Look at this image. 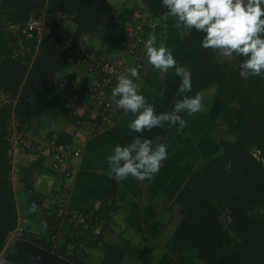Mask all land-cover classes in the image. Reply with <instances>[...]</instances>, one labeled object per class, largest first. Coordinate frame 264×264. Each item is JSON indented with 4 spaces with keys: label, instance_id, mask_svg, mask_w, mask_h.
<instances>
[{
    "label": "trees",
    "instance_id": "obj_1",
    "mask_svg": "<svg viewBox=\"0 0 264 264\" xmlns=\"http://www.w3.org/2000/svg\"><path fill=\"white\" fill-rule=\"evenodd\" d=\"M124 1L129 5L117 9L109 0H0V93L6 97V102L0 103V255L19 221L9 177L12 158L8 119L12 114L20 131L45 105L65 101L66 89L54 82L57 74L71 64L63 46L65 33L71 35L74 44L83 36L94 37L106 46L103 53L115 54L127 40V26L138 12L160 19L166 11L161 0ZM47 17H56L53 24L47 23ZM65 18L70 21V30L63 33L60 29ZM29 19L42 20L48 34L37 38L34 32L32 36L23 33ZM56 29L58 34L63 33L62 37L54 36ZM163 32L158 23L154 35L157 38ZM202 36L203 33L188 29L180 35L173 55L179 64L191 70L190 95L211 89L213 107L218 113L221 116L223 112L231 113L228 120L218 115L222 122L217 124L223 123L221 131L232 138L207 137L215 146L214 153L201 170L192 169L177 187L172 204L178 205L181 219L173 232V241L182 254L201 264H264V77L241 79L237 67L241 57H223L212 49L202 48ZM137 48H142V43ZM128 61L134 67L133 57ZM179 83L174 70L164 73L161 79L164 102L152 105L156 112L170 111L183 97L185 93L178 92ZM64 110V118L70 123L87 118L86 112L78 115L72 109ZM165 124L142 134L131 131L122 144L137 135L154 143L166 135ZM201 128H205V122ZM209 131L212 132V127ZM52 135L55 144L71 140V135L64 132ZM29 180L25 171L21 179L27 192L23 212L29 220L39 215L41 221L36 219V223H42L44 228L34 225L39 228L34 233L32 222L27 223L19 239L33 242L73 264H124L129 242L123 247L103 238V232L109 228L108 215L117 208L114 200L96 202L84 221L77 223L75 218L71 219L75 215L70 209L63 219L58 216V201L43 207L45 197L31 191ZM112 195L115 199V191ZM90 230L93 231L89 235ZM57 231L62 233L61 240L53 247L50 236ZM148 252L145 247L137 257L147 262ZM33 260L30 252L16 243L4 252L0 264H32Z\"/></svg>",
    "mask_w": 264,
    "mask_h": 264
},
{
    "label": "crops",
    "instance_id": "obj_2",
    "mask_svg": "<svg viewBox=\"0 0 264 264\" xmlns=\"http://www.w3.org/2000/svg\"><path fill=\"white\" fill-rule=\"evenodd\" d=\"M109 1L114 4V0ZM55 18H50L51 23ZM162 19L164 17L159 21L165 31L167 24L161 21ZM162 40L173 53L176 48L173 49L174 44L170 43V40L165 42L164 35L160 42ZM77 44L82 50L86 49L95 54L103 53L106 49V46L98 39L87 35L81 37ZM78 62L76 58L70 60L71 64L77 63L75 65L77 71L83 66ZM57 75L60 77V74ZM163 75L164 73L152 68L149 64L139 73L138 90L152 105L164 102L161 96ZM210 92L213 93L211 89L200 92L203 96V108L198 113L185 115L186 127L178 130V126L165 124L166 135L158 138L154 144L165 143L168 157L162 161L157 174L150 180L143 181L131 176L125 180L113 178L106 161L112 148L117 144L123 145V139L131 133L127 127L128 122L133 118L130 113L125 114L122 111L111 127L86 135L83 126L70 123L64 118L66 108L64 101L57 100L45 105L42 110L31 116L30 123L25 129L18 131L15 135L13 133V145L16 143L18 149L13 145L11 149L14 150V155L17 151L18 158L15 163L12 156L16 177L11 178V182L16 200L18 198L21 200V210L27 201V192L21 179L24 172L28 171L31 191L45 197L42 203L45 208L57 202L62 193L66 196L67 205L73 213H85V215L91 211L96 202L109 203L114 200L117 208L108 215L109 228L103 232V238L123 247L126 241L129 242V253L123 258L124 264H201L190 256L176 254L180 249L173 241V232L181 215L178 205L172 204V197L188 173L192 169L201 170L206 160L215 151V146L206 140V133L210 132L208 123L212 127L213 121H218L215 113L212 114L213 110L218 111V109L213 107L214 104L211 107L207 105V101L210 104L213 102V94L210 95ZM183 96L191 95L185 93ZM219 117L228 120L231 113L223 112L222 116L219 113ZM204 122L205 125L207 124L205 129L201 128ZM39 129L41 130L39 133L33 131ZM59 132L70 134L72 140L83 141L81 155L71 166V175L68 179L70 186L65 192L60 190L58 178L49 169L51 158L48 151L41 147L44 141L55 140V135L52 134ZM212 132L219 133L218 135L211 133L214 137L232 138L231 135L222 131ZM113 191H115V199H113ZM26 215L23 211L21 215H18L19 221L14 233L31 222V230L34 233L37 229L39 231V228H44L42 223H36V219L41 221L39 215L35 220L30 219L31 221ZM34 225H38L39 228ZM145 247L149 248L146 254L147 262L137 257Z\"/></svg>",
    "mask_w": 264,
    "mask_h": 264
},
{
    "label": "clouds",
    "instance_id": "obj_3",
    "mask_svg": "<svg viewBox=\"0 0 264 264\" xmlns=\"http://www.w3.org/2000/svg\"><path fill=\"white\" fill-rule=\"evenodd\" d=\"M166 9L164 19L174 18L177 30L194 29L203 33L200 46L212 49L223 57H241L237 65L241 79L250 76L264 77V0H161ZM148 64L161 73L174 70L179 77V93L192 91V73L186 65L177 62L172 51L150 34L144 42ZM138 71L129 67L117 77L111 91V100L117 109L131 114L127 127L135 133L169 126L186 127L185 115L198 113L203 108V96H183L170 111L158 113L138 90L135 79ZM168 157L167 145L156 143L142 135L130 142L117 144L106 157L113 178L125 180H150L160 170L162 161ZM34 207V205H33Z\"/></svg>",
    "mask_w": 264,
    "mask_h": 264
},
{
    "label": "built area",
    "instance_id": "obj_4",
    "mask_svg": "<svg viewBox=\"0 0 264 264\" xmlns=\"http://www.w3.org/2000/svg\"><path fill=\"white\" fill-rule=\"evenodd\" d=\"M158 23L159 19H153L146 12H138L136 19L128 24L126 30L127 40L123 42L117 53L95 54L83 49L79 52L78 59V64L83 65L81 69L77 71L72 68L66 76H56L57 84L67 91L64 101L65 107L72 109V111L73 108L77 107L78 109H76L79 111L73 113L78 115L84 112L87 113L86 120L77 121L75 124L83 126L86 135L111 127L121 114L122 110L117 109L111 100V91L117 83V77L126 73L129 67H133L129 65V57H133L135 60L134 67L137 69L139 77V73L145 68L147 62L144 42L150 34H154ZM48 31L43 21L39 19H29L22 29V32L27 36H32L34 32L37 38L47 35ZM64 36L63 46L66 47L67 52H75L78 49L77 43L75 45L71 42L72 37L68 33H65ZM141 43L142 48L138 49L137 46ZM137 81L138 78L134 82L137 83ZM82 146L83 141L72 139L66 144L44 141L41 145L50 155L49 169L58 178L60 190L64 192L70 186L68 179L71 175V166L80 157ZM58 205V216L63 219L69 209L64 193L59 196ZM74 215L71 219L75 218V222L84 221L85 213H74ZM88 234H91V230L88 231ZM61 235L60 231L51 234L50 241L53 247L61 240Z\"/></svg>",
    "mask_w": 264,
    "mask_h": 264
},
{
    "label": "rangeland",
    "instance_id": "obj_5",
    "mask_svg": "<svg viewBox=\"0 0 264 264\" xmlns=\"http://www.w3.org/2000/svg\"><path fill=\"white\" fill-rule=\"evenodd\" d=\"M114 2V6L117 8V9H120L122 6H125V5H129V2L127 3V2H125L124 0H114L113 1ZM127 3V4H126ZM130 3H132L131 1H130ZM138 5H139V3H138ZM141 7V6H140ZM169 19V20H168ZM167 20H165V19H162L161 21H163L165 24H167V26H165V28H164V32L162 33L163 35H164V39H165V42L166 41H168V40H170V43H172V44H174L173 45V49L177 46V43H178V40H179V37H180V35L182 34V33H184V32H186L188 29L187 28H184V29H182V30H177L175 27H174V25H175V23H176V21H175V19L174 18H171V17H169ZM63 20V22H61L62 23V26H61V29L60 30H62V32L64 33L65 31H67V30H70V26H69V19H67V18H65V19H62ZM46 21H47V23H51V20H50V18L49 17H47V19H46ZM162 22V23H163ZM159 23H160V21H159ZM53 24V23H52ZM56 24H57V28L59 29V25H58V21H56ZM63 33H59L58 34V31H57V29H56V32L54 33V36H60L61 35V37H62V35H63ZM162 34H159L158 35V37H157V44H159L160 43V41H161V39H162V37H163V35ZM54 40H57V38L55 39L54 38ZM56 42V41H55ZM88 42H89V40H88ZM162 42H163V40H162ZM56 44H57V42H56ZM59 47H62V41H61V45H59ZM81 51V48H78L75 52H73V53H69V52H67V55L69 56V61L70 60H72V58H75V57H77L78 59H79V55H78V53ZM129 59H130V57H129ZM147 64H148V60H147V62H146V67H147ZM75 65H77V63L75 64ZM73 63L72 64H70V67L66 70V71H63V72H60L59 74L60 75H63L64 74V72H65V76L67 75V72L70 70V69H72V68H74V66H75ZM75 69H76V66H75ZM64 76V75H63ZM71 76V75H70ZM56 78V77H55ZM56 81H57V79L54 81L55 83H56ZM211 94H213L212 92H210V95ZM3 102H6V97L3 95V94H1L0 93V103H3ZM209 101H207V105H210V107H211V105L213 104V102H211V104L210 103H208ZM77 108V107H76ZM204 108H205V105H204ZM78 109V108H77ZM77 109H74L73 108V112H75V111H79V110H77ZM210 109V108H209ZM70 113H72V111H69ZM215 113V117H218V115H219V113H218V111H212V114H214ZM218 121H216V122H214L213 121V124H212V131H214V132H220L221 131V127H222V124H217V123H221L222 121H220V119L218 118L217 119ZM217 124V125H216ZM91 125V124H90ZM218 125L220 126V127H218ZM206 126H207V124L205 125V128H206ZM208 127H211V124L210 123H208ZM204 128V129H205ZM218 130V131H217ZM7 131H8V133H9V141H10V149L12 148V145H13V133H14V135L18 132V130H17V123H16V121H15V119H14V117H13V115L11 114L10 115V117H9V119H8V124H7ZM34 132H36V133H39L41 130L39 129V130H33ZM211 133H213V132H208V133H206V135H207V137H209V136H211L212 134ZM214 134V133H213ZM219 133H216V134H214V135H218ZM19 137V136H18ZM20 138V137H19ZM18 139V138H17ZM15 148H17L18 149V145L15 143V145H13ZM10 154H11V158H12V156H14L13 158L15 159V163H16V161H17V158H18V153H17V151L15 152V155H14V150L13 149H11L10 150ZM13 165H14V161L12 160V168H11V170H10V174H9V177H11V178H13V177H16L15 176V171H14V169H13ZM20 204H21V200H19V198L16 200V205H17V211H18V213H19V215H21V212L23 211V210H21V206H20ZM222 220L223 221H225V218L223 217L222 218ZM36 226H38V225H36ZM18 232H21V230H17V233L15 232H13L12 234L10 233V235L8 236V238H7V242H6V244H5V248H4V250H3V253H1V255H0V259L2 258V256L4 255V252H6L7 250H9V249H12L13 247H14V245L16 244V242H17V239H18ZM176 254H179L180 256H185L184 254H182V252L179 250ZM186 257V256H185ZM191 257V256H190ZM192 258V257H191Z\"/></svg>",
    "mask_w": 264,
    "mask_h": 264
},
{
    "label": "water",
    "instance_id": "obj_6",
    "mask_svg": "<svg viewBox=\"0 0 264 264\" xmlns=\"http://www.w3.org/2000/svg\"><path fill=\"white\" fill-rule=\"evenodd\" d=\"M16 243L20 245V248L30 252L34 259L32 264H73L68 259L52 251H48L33 242L18 239Z\"/></svg>",
    "mask_w": 264,
    "mask_h": 264
}]
</instances>
